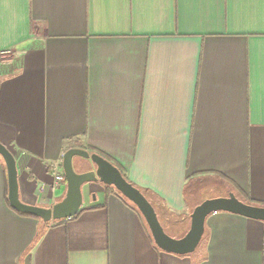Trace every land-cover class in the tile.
I'll list each match as a JSON object with an SVG mask.
<instances>
[{
  "label": "crops",
  "instance_id": "crops-1",
  "mask_svg": "<svg viewBox=\"0 0 264 264\" xmlns=\"http://www.w3.org/2000/svg\"><path fill=\"white\" fill-rule=\"evenodd\" d=\"M0 141L20 198L44 207L66 193L52 162L73 145L120 164L162 220L190 217L214 179L264 202V0H0ZM95 185L46 225L11 206L0 155V264H264V220L212 212L175 254Z\"/></svg>",
  "mask_w": 264,
  "mask_h": 264
},
{
  "label": "water",
  "instance_id": "water-1",
  "mask_svg": "<svg viewBox=\"0 0 264 264\" xmlns=\"http://www.w3.org/2000/svg\"><path fill=\"white\" fill-rule=\"evenodd\" d=\"M0 155L4 158L8 178V199L13 208L41 218L45 223L62 220L76 215L83 203L82 186L88 182H101L114 186L124 197L130 200L143 215L155 244L166 252L191 254L200 244L205 223L209 214L215 211H229L246 217L264 220V205L246 202L231 193L228 196L207 198L197 204L191 214L190 227L180 237L170 235L164 228L156 208L145 193L121 172L117 165L98 152L84 147L68 148L62 159L66 177V193L52 206L44 207L27 203L20 198L17 161L9 147L0 141ZM91 159L92 169L77 170L74 157Z\"/></svg>",
  "mask_w": 264,
  "mask_h": 264
},
{
  "label": "rangeland",
  "instance_id": "rangeland-1",
  "mask_svg": "<svg viewBox=\"0 0 264 264\" xmlns=\"http://www.w3.org/2000/svg\"><path fill=\"white\" fill-rule=\"evenodd\" d=\"M91 162V159H86L80 156H75L74 157V166L77 170H82L81 166L84 162ZM98 182L92 181V182H88L85 183L87 184L86 186H82V192H83V198L86 197V199H93L94 195L96 197L97 192V187L95 184H97ZM95 185V186H94ZM88 186V187H87ZM97 186H104L103 183L99 182V185ZM200 187V191L198 193V197L199 199H207V198H213V197H217V196H223L222 193H225V189L224 186L222 184V182L219 179H214L211 180L207 185L204 186H198ZM85 195V196H84ZM189 195L191 196V192H189ZM189 220L190 217L187 216L184 221L181 219H177V220H162V224L165 228V230L172 236L175 237H180L183 235L184 230H186L188 228L189 225ZM204 239V237L202 238V240ZM202 240L200 242V244L202 243Z\"/></svg>",
  "mask_w": 264,
  "mask_h": 264
},
{
  "label": "trees",
  "instance_id": "trees-1",
  "mask_svg": "<svg viewBox=\"0 0 264 264\" xmlns=\"http://www.w3.org/2000/svg\"><path fill=\"white\" fill-rule=\"evenodd\" d=\"M72 147H78L77 145H73ZM79 147H84V148H86V149H88V150H92V151H94V149H92L91 147H85V146H82V145H79ZM71 148V147H70ZM98 153H100L101 155H103L104 157H106L107 159H109L110 161H112L115 165H117L118 166V168L121 170V172H122V174L130 181V182H132L135 186H137L132 180H130L129 179V177L127 176V174H126V172H125V169L120 165V164H118V163H115L108 155H106V154H104V153H101V152H98ZM138 187V186H137ZM140 188V187H139ZM106 189L108 190V191H116L118 194H120L123 198H125V199H127L126 197H124L114 186H110V185H106ZM141 189V188H140ZM142 190V189H141ZM144 193H145V195L148 197V199L152 202V204L154 205V207L156 208V211H157V213H158V216H159V218H160V220H161V222H162V218H161V216H163V213H164V215H165V212H166V214L167 213H169V210L167 209V208H165V207H163V205H161V203H159L158 202V204L157 203H155V201L151 198V196L147 193V192H145L144 190H142ZM128 200V199H127ZM128 201H130V200H128ZM246 202H249V203H253V204H261V205H264V202H257V201H255L254 199H247V200H245ZM130 203L133 205V207L136 209V210H138V212L141 214V212L139 211V209L136 207V205L135 204H133L131 201H130ZM160 204V205H159ZM20 212V211H19ZM21 214H24V215H31V216H35V215H32V214H29V213H24V212H20ZM79 213V212H78ZM78 213L76 214V215H74V216H72V217H75V216H77L78 215ZM162 214V215H161ZM174 217V218H173ZM173 217H170L172 220H181V218L180 217H176V215L174 216L173 215ZM63 220H66V218L65 219H62V220H55L54 222H60V221H63ZM46 225H49L50 224V222H47V223H45ZM152 241L154 242V240H153V238H152ZM155 246L158 248V249H160V250H162L161 248H159L156 244H155Z\"/></svg>",
  "mask_w": 264,
  "mask_h": 264
},
{
  "label": "built area",
  "instance_id": "built-area-1",
  "mask_svg": "<svg viewBox=\"0 0 264 264\" xmlns=\"http://www.w3.org/2000/svg\"><path fill=\"white\" fill-rule=\"evenodd\" d=\"M54 185L66 183V177L63 170L62 160L52 162Z\"/></svg>",
  "mask_w": 264,
  "mask_h": 264
},
{
  "label": "flooded vegetation",
  "instance_id": "flooded-vegetation-1",
  "mask_svg": "<svg viewBox=\"0 0 264 264\" xmlns=\"http://www.w3.org/2000/svg\"><path fill=\"white\" fill-rule=\"evenodd\" d=\"M106 187V185H104Z\"/></svg>",
  "mask_w": 264,
  "mask_h": 264
}]
</instances>
